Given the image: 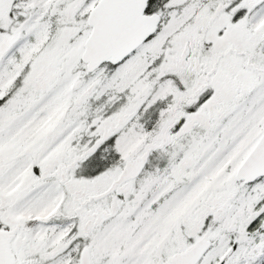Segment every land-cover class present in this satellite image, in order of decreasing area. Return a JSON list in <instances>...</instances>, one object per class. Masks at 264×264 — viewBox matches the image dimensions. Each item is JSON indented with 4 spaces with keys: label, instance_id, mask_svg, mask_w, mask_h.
Returning a JSON list of instances; mask_svg holds the SVG:
<instances>
[{
    "label": "snow or ice",
    "instance_id": "1",
    "mask_svg": "<svg viewBox=\"0 0 264 264\" xmlns=\"http://www.w3.org/2000/svg\"><path fill=\"white\" fill-rule=\"evenodd\" d=\"M0 264H264V0H0Z\"/></svg>",
    "mask_w": 264,
    "mask_h": 264
}]
</instances>
